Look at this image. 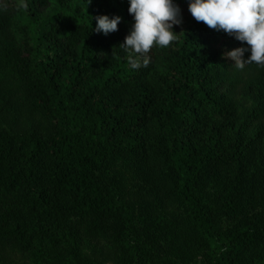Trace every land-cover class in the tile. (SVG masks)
Instances as JSON below:
<instances>
[{
    "label": "trees",
    "instance_id": "trees-1",
    "mask_svg": "<svg viewBox=\"0 0 264 264\" xmlns=\"http://www.w3.org/2000/svg\"><path fill=\"white\" fill-rule=\"evenodd\" d=\"M174 2L177 40L154 46L148 65L133 70L118 48L132 23L127 0H0V116L30 118L23 130L0 125V195L16 194L0 209V261L11 250H46L53 264H84L70 249L85 231L119 247L114 264H264V185L257 208L239 200L249 150L264 156V67L234 68L224 53L241 43L195 21L187 0ZM98 15L119 16L117 30L92 31ZM117 157L128 172L165 167V196L183 210L172 223L187 234L168 237L160 224L138 221L129 173L111 169ZM44 162L81 212L80 229L56 221L69 212L39 191ZM211 173L227 177L216 213L199 189ZM182 241L188 250L175 245Z\"/></svg>",
    "mask_w": 264,
    "mask_h": 264
},
{
    "label": "rangeland",
    "instance_id": "rangeland-1",
    "mask_svg": "<svg viewBox=\"0 0 264 264\" xmlns=\"http://www.w3.org/2000/svg\"><path fill=\"white\" fill-rule=\"evenodd\" d=\"M242 104L245 109L246 107H251L253 102L250 100H242ZM241 111L242 109L239 111L240 114L242 113ZM6 113L7 115L0 116V125L6 129L23 130L26 128V124L30 122V118L25 110H10ZM249 152L252 162L249 165L251 179L239 191L240 206L246 211L257 208L258 198L256 193L260 186L264 185V156L258 150L252 152V149H250ZM38 169V181H40L39 191L50 199L53 205L69 212V215L65 219L59 215L55 220L60 222L66 220L63 223H73L72 226L76 225L78 229L83 227L81 223L85 222V220L82 218L81 212L74 209L71 201L67 199L56 179L58 178V172L53 169L50 162L40 164ZM111 169L129 173V181L131 183V186L128 187L130 190L129 195L133 198L134 209L139 222L146 223L149 221L150 223H157V225L160 224L168 237L172 236L174 232L175 234H187L190 231L188 227L183 226L181 223H172V219L176 216V213L179 212L183 215V210L180 209V205L176 208V206L170 204L171 200L165 196L166 193L170 192V187L167 171L164 166L159 163L153 164L147 162L142 165V168L141 166H136L128 172L126 169V160L117 157L112 161ZM213 175L214 173L205 175L199 185V189L204 195L208 206L216 213L221 208V197L227 177L225 174L217 177ZM15 197V193H2L0 195V209L2 205L6 206L8 203L14 202ZM0 215L2 216V213ZM218 215L220 220L219 226L226 228L229 225L228 219L221 213H218ZM69 219H72L73 222H70ZM164 221L169 223H164ZM79 223L80 226L78 225ZM87 235L85 231L79 233L77 246H71V249L68 247L72 254L76 252L84 264H114L113 259L120 253L119 247L99 237ZM182 238L179 234L178 241ZM184 242H175V245H180L182 249L188 250L187 244H183ZM0 259H2L1 256ZM4 259L6 264H53L58 262L56 256H51L49 251L46 250L35 251L26 257H22L14 250H11V252L6 253ZM3 260L0 261V264H4Z\"/></svg>",
    "mask_w": 264,
    "mask_h": 264
},
{
    "label": "clouds",
    "instance_id": "clouds-1",
    "mask_svg": "<svg viewBox=\"0 0 264 264\" xmlns=\"http://www.w3.org/2000/svg\"><path fill=\"white\" fill-rule=\"evenodd\" d=\"M127 3L132 23L118 48L135 70L148 65L154 46L167 48L177 40L179 34L172 29L182 19L174 0H127ZM187 11L195 21L216 32L223 31L241 43V47L224 53L233 61L234 68L240 70L246 64L264 67V0H187ZM94 19L92 31L103 35L115 32L121 21L119 16L106 15ZM244 53H250L246 60L242 59Z\"/></svg>",
    "mask_w": 264,
    "mask_h": 264
}]
</instances>
